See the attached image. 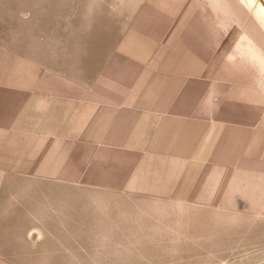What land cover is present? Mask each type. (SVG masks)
<instances>
[{
	"label": "crops",
	"instance_id": "0c3cea01",
	"mask_svg": "<svg viewBox=\"0 0 264 264\" xmlns=\"http://www.w3.org/2000/svg\"><path fill=\"white\" fill-rule=\"evenodd\" d=\"M235 1L248 20L215 25L227 69H208L206 21L173 24L150 54L75 58L73 84L47 63L0 64V264H16L15 210L46 204L49 182L149 191L216 229L226 210L233 234L243 215L262 248L231 249V264H264V0Z\"/></svg>",
	"mask_w": 264,
	"mask_h": 264
},
{
	"label": "rangeland",
	"instance_id": "374dc122",
	"mask_svg": "<svg viewBox=\"0 0 264 264\" xmlns=\"http://www.w3.org/2000/svg\"><path fill=\"white\" fill-rule=\"evenodd\" d=\"M246 20L235 0H0V64L23 69L31 62L38 74L47 63L73 84L75 58L150 54L153 41L178 32L173 24L206 21L208 69H227L221 55L231 46H215L221 36L215 25ZM237 32L225 31L228 37ZM50 188L46 204L15 210L27 218L16 223L10 251L16 264H231V249L262 248V238L244 232L245 216L234 234L227 229L226 210L216 229L206 214L197 221L194 207L160 204L149 191Z\"/></svg>",
	"mask_w": 264,
	"mask_h": 264
}]
</instances>
